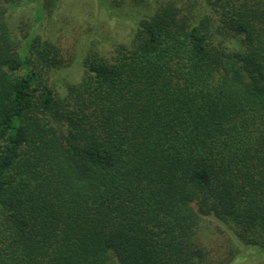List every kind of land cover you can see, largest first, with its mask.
Segmentation results:
<instances>
[{"label": "trees", "instance_id": "trees-1", "mask_svg": "<svg viewBox=\"0 0 264 264\" xmlns=\"http://www.w3.org/2000/svg\"><path fill=\"white\" fill-rule=\"evenodd\" d=\"M204 2L62 86L0 0V264H208L209 219L225 264L264 250V0Z\"/></svg>", "mask_w": 264, "mask_h": 264}, {"label": "rangeland", "instance_id": "rangeland-1", "mask_svg": "<svg viewBox=\"0 0 264 264\" xmlns=\"http://www.w3.org/2000/svg\"><path fill=\"white\" fill-rule=\"evenodd\" d=\"M45 1L25 0L21 7L10 9L9 15L18 34L20 26H24L25 32L35 33L59 48L66 62L56 75L62 86L66 81L77 83L82 79L88 56L110 59L121 48L131 47L139 21L158 7L171 3L181 7L187 2L205 6L204 0H55L49 12L45 9ZM200 239L208 250V264H225L224 251L229 244L225 225L209 219ZM252 248L254 253L249 256L242 252L231 264H247L246 258L250 264L264 262V250Z\"/></svg>", "mask_w": 264, "mask_h": 264}]
</instances>
